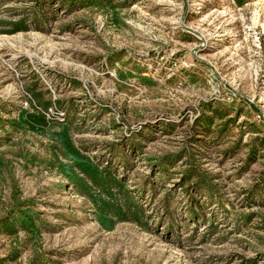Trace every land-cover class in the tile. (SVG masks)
I'll return each mask as SVG.
<instances>
[{
	"label": "rangeland",
	"instance_id": "374dc122",
	"mask_svg": "<svg viewBox=\"0 0 264 264\" xmlns=\"http://www.w3.org/2000/svg\"><path fill=\"white\" fill-rule=\"evenodd\" d=\"M0 264H264V0H0Z\"/></svg>",
	"mask_w": 264,
	"mask_h": 264
}]
</instances>
